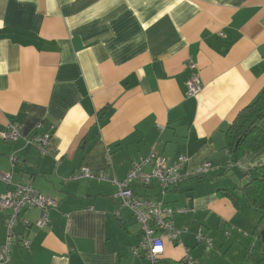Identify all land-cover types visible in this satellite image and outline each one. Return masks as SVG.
I'll use <instances>...</instances> for the list:
<instances>
[{
	"label": "crops",
	"instance_id": "0c3cea01",
	"mask_svg": "<svg viewBox=\"0 0 264 264\" xmlns=\"http://www.w3.org/2000/svg\"><path fill=\"white\" fill-rule=\"evenodd\" d=\"M193 75L201 90L187 97ZM263 90L264 0H0V133L22 126L17 141L0 138V173L14 156L13 182L57 201L44 228L33 224L38 209L20 212L9 264H149L131 252L140 240L131 212L115 215L116 186L67 178L88 168L123 180L150 153L185 155L182 173L212 165L165 194L190 210L175 215L180 242H166L158 264H258L257 215L221 190L235 192L264 164V149L237 162L224 149L225 129ZM45 132L43 155L27 140ZM7 188L0 180V195ZM8 214L0 210V245Z\"/></svg>",
	"mask_w": 264,
	"mask_h": 264
},
{
	"label": "built area",
	"instance_id": "2783aa9c",
	"mask_svg": "<svg viewBox=\"0 0 264 264\" xmlns=\"http://www.w3.org/2000/svg\"><path fill=\"white\" fill-rule=\"evenodd\" d=\"M188 67L194 69L196 65L189 63ZM200 90L199 80L196 75H193L187 82L186 96L194 97ZM40 127L41 124L37 126V128ZM21 136L22 126L18 122H11L7 129L0 133V138L8 142H15ZM51 137L52 132L34 133L27 140V143L44 155L49 153ZM226 153L228 154L227 151ZM9 160L11 170L0 173V180L8 186L6 191L0 195V210L9 211L5 220V241L0 245V262L3 264H9L10 261V251L15 241V226L20 219V212L23 209H38L39 216L33 224L37 228H44L49 225L50 211L57 207L56 199L40 193L31 183H14L12 170L17 160L14 156H11ZM187 163L188 158L185 155H179L175 160L167 162L164 157L150 153L147 157L135 161L123 180L106 177L102 174L95 175L88 168H80L70 175L67 180L75 181L88 178L113 183L116 186L115 196L120 199L119 207L115 212L116 217H119L122 209L128 210L140 229V240L136 246L131 247L132 254L135 257L143 256L149 264H158L162 260L165 243L180 242L183 231L175 226V215L190 210L187 207H171L164 200L165 194L171 187L177 186L183 180L205 176L212 168L210 162H204L198 166L188 168L182 173L181 169ZM147 166H150L149 170H145ZM135 182L146 186L156 183L157 195L153 198L138 196L133 189ZM224 234L228 236L230 232L225 230ZM196 239L200 243L205 242L208 248L212 247V239L200 228L196 231ZM29 244L28 239L22 241V245L25 247H29ZM190 261L191 258L186 253L182 263H189Z\"/></svg>",
	"mask_w": 264,
	"mask_h": 264
},
{
	"label": "trees",
	"instance_id": "16d2710c",
	"mask_svg": "<svg viewBox=\"0 0 264 264\" xmlns=\"http://www.w3.org/2000/svg\"><path fill=\"white\" fill-rule=\"evenodd\" d=\"M224 149L230 159L237 162L248 153L264 149V90L248 106L243 108L224 131ZM235 192L222 191L234 206L245 203L257 215L254 232L259 239L258 264L264 261L260 232L264 231V164L258 176H252Z\"/></svg>",
	"mask_w": 264,
	"mask_h": 264
},
{
	"label": "water",
	"instance_id": "95a60500",
	"mask_svg": "<svg viewBox=\"0 0 264 264\" xmlns=\"http://www.w3.org/2000/svg\"><path fill=\"white\" fill-rule=\"evenodd\" d=\"M260 238H261V243H262V250L264 252V231L260 232Z\"/></svg>",
	"mask_w": 264,
	"mask_h": 264
}]
</instances>
